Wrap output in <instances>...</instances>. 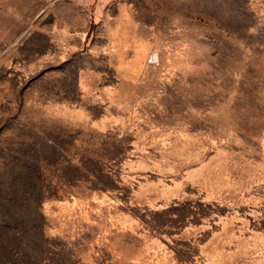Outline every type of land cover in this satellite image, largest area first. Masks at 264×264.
<instances>
[{
  "label": "rangeland",
  "instance_id": "374dc122",
  "mask_svg": "<svg viewBox=\"0 0 264 264\" xmlns=\"http://www.w3.org/2000/svg\"><path fill=\"white\" fill-rule=\"evenodd\" d=\"M0 264H264V0H0Z\"/></svg>",
  "mask_w": 264,
  "mask_h": 264
},
{
  "label": "bare ground",
  "instance_id": "6f19581e",
  "mask_svg": "<svg viewBox=\"0 0 264 264\" xmlns=\"http://www.w3.org/2000/svg\"><path fill=\"white\" fill-rule=\"evenodd\" d=\"M154 56H156V54Z\"/></svg>",
  "mask_w": 264,
  "mask_h": 264
}]
</instances>
